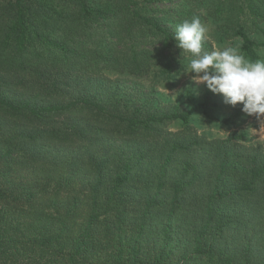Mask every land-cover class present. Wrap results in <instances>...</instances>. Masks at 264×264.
Instances as JSON below:
<instances>
[{
  "label": "trees",
  "instance_id": "obj_1",
  "mask_svg": "<svg viewBox=\"0 0 264 264\" xmlns=\"http://www.w3.org/2000/svg\"><path fill=\"white\" fill-rule=\"evenodd\" d=\"M194 16L260 59L264 0H0V264H264V145L105 75L182 71Z\"/></svg>",
  "mask_w": 264,
  "mask_h": 264
},
{
  "label": "rangeland",
  "instance_id": "obj_2",
  "mask_svg": "<svg viewBox=\"0 0 264 264\" xmlns=\"http://www.w3.org/2000/svg\"><path fill=\"white\" fill-rule=\"evenodd\" d=\"M203 24L209 28L206 40L211 44L212 51L225 46H239L240 49V40L231 37L232 33H229L228 37L223 35L225 26L222 25V22L207 20ZM262 32H264V22L260 23L258 29L251 33V39L258 44H264ZM257 52L260 59H264V47H259ZM187 65L188 59L185 61L182 71L171 74L162 73L157 68H153L140 77H129L119 73L105 75L126 85L130 84L129 81L132 80L136 87L151 92L155 97L156 105L159 101L162 106L180 105L182 108L192 111L190 123L199 135L223 140L232 134L244 133V145H264V115L258 119L255 114L247 115L241 111L235 119V124L219 123L217 120L230 117L237 107L242 108V104L238 103L235 107L230 106L224 103L221 94H213L203 83L197 84L192 79L195 73L186 72ZM204 102H207L206 110L207 114L212 117L211 119L201 109L194 110L197 105ZM168 128L175 132L181 129V124L174 122ZM256 129H259L258 133Z\"/></svg>",
  "mask_w": 264,
  "mask_h": 264
},
{
  "label": "clouds",
  "instance_id": "obj_3",
  "mask_svg": "<svg viewBox=\"0 0 264 264\" xmlns=\"http://www.w3.org/2000/svg\"><path fill=\"white\" fill-rule=\"evenodd\" d=\"M208 32L198 16L177 26V47L188 54L186 72L195 73L192 79L197 84L203 83L213 94H221L224 103L233 107L242 104V112L259 119L264 115V59H247L239 46L208 51L203 46Z\"/></svg>",
  "mask_w": 264,
  "mask_h": 264
}]
</instances>
